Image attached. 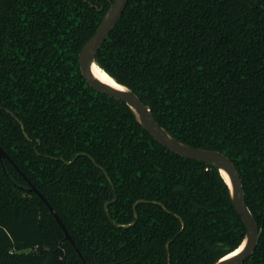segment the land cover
I'll return each mask as SVG.
<instances>
[{
    "label": "trees",
    "instance_id": "1",
    "mask_svg": "<svg viewBox=\"0 0 264 264\" xmlns=\"http://www.w3.org/2000/svg\"><path fill=\"white\" fill-rule=\"evenodd\" d=\"M112 1L0 0V264H212L244 236L215 167L84 79ZM95 60L175 137L232 160L259 228L239 264H264V0H128Z\"/></svg>",
    "mask_w": 264,
    "mask_h": 264
},
{
    "label": "water",
    "instance_id": "2",
    "mask_svg": "<svg viewBox=\"0 0 264 264\" xmlns=\"http://www.w3.org/2000/svg\"><path fill=\"white\" fill-rule=\"evenodd\" d=\"M128 0H113L108 8L105 10L98 26L96 27L93 34L82 44L78 52V63L80 71L87 81V83L94 89L101 91L105 94L113 96L117 99L124 101L132 110L137 122L161 145L167 149L196 160H200L211 168L213 172V167H215L220 175L225 180L232 204L240 216L241 220L245 226V232L242 240L236 248L228 252L227 254L216 259L212 264H239L242 263L255 249L258 241V224L249 209L246 201L244 190L242 186L241 177L239 172L232 162V160L223 152L217 149L205 148L200 146H194L186 143L172 133H170L164 126L158 123L153 114L150 111L148 104H145L138 95L128 86L119 83L114 77L107 73L113 80L114 85L104 81L98 77L95 72V67H100L96 60L95 55L104 42V40L109 35L110 31L118 21L122 11L124 10ZM101 68V67H100ZM103 69V68H102ZM104 70V69H103ZM105 71V70H104ZM106 72V71H105ZM25 133V131L23 130ZM7 158L12 161L6 151L0 145V159ZM61 159L62 156H60ZM17 167V166H16ZM24 176V174L20 171ZM107 180L111 183V179L104 171ZM206 175L209 173V167L205 169ZM226 177L224 176V174ZM26 179L29 189L36 192L41 199L49 207L50 211L55 216L56 220L65 232L66 237L74 244L68 231L61 222L60 218L56 214L55 210L47 202L46 198L39 192V190L24 176ZM108 202H105L106 207ZM168 247V243L166 244ZM79 256L82 258L83 263L87 264L86 261L81 256L80 252L77 250Z\"/></svg>",
    "mask_w": 264,
    "mask_h": 264
},
{
    "label": "bare ground",
    "instance_id": "3",
    "mask_svg": "<svg viewBox=\"0 0 264 264\" xmlns=\"http://www.w3.org/2000/svg\"><path fill=\"white\" fill-rule=\"evenodd\" d=\"M94 72H95V74H96L98 77H100V78L103 79L104 81H107V82H109V83H111V84L114 85V82H113L112 78H111V77L107 74V72H105L102 68H100V67H95V68H94ZM223 174H224V176L226 177L225 173H223Z\"/></svg>",
    "mask_w": 264,
    "mask_h": 264
}]
</instances>
